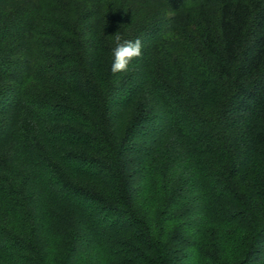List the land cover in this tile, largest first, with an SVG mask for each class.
Masks as SVG:
<instances>
[{"label": "trees", "instance_id": "1", "mask_svg": "<svg viewBox=\"0 0 264 264\" xmlns=\"http://www.w3.org/2000/svg\"><path fill=\"white\" fill-rule=\"evenodd\" d=\"M163 1L218 23L113 74L104 0H0V264H264V0Z\"/></svg>", "mask_w": 264, "mask_h": 264}, {"label": "rangeland", "instance_id": "2", "mask_svg": "<svg viewBox=\"0 0 264 264\" xmlns=\"http://www.w3.org/2000/svg\"><path fill=\"white\" fill-rule=\"evenodd\" d=\"M68 1L72 2V7L76 5L87 10L95 5L93 0ZM99 10L96 18L98 24L94 28L96 31L99 29L102 39L113 34L110 29L115 28L118 20L122 33H125L124 39L134 41L139 38L143 45L142 52L151 53L152 61L164 60L169 66L176 67L191 63V58L200 47L201 26H205L207 20H211L213 26L217 25L220 16V4L216 1H188L182 8L173 10L163 0H104ZM109 42L112 43L113 39ZM201 62L202 59L200 62L196 60V63ZM208 98V95L206 100L197 97L195 104L205 101L210 108L214 103ZM66 209L63 207L59 210H63L66 216Z\"/></svg>", "mask_w": 264, "mask_h": 264}, {"label": "clouds", "instance_id": "3", "mask_svg": "<svg viewBox=\"0 0 264 264\" xmlns=\"http://www.w3.org/2000/svg\"><path fill=\"white\" fill-rule=\"evenodd\" d=\"M114 47L112 49L113 63L111 71L113 74L125 72L128 70L129 64L142 55V41L126 40L119 31L112 35Z\"/></svg>", "mask_w": 264, "mask_h": 264}]
</instances>
